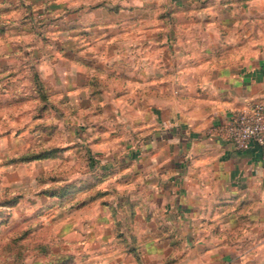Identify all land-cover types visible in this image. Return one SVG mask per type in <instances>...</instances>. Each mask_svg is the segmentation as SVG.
<instances>
[{
	"label": "rangeland",
	"instance_id": "obj_1",
	"mask_svg": "<svg viewBox=\"0 0 264 264\" xmlns=\"http://www.w3.org/2000/svg\"><path fill=\"white\" fill-rule=\"evenodd\" d=\"M175 9L173 0H0V264H264V247L232 230L220 236L226 261L204 250L219 238L208 231L216 222L194 220L192 235L187 218L141 209L123 124L110 104L95 114V90L107 86L95 80L129 68L137 84L140 57L168 51L166 38L180 33ZM47 147L62 150L17 160ZM115 147L120 160L98 166L96 152Z\"/></svg>",
	"mask_w": 264,
	"mask_h": 264
},
{
	"label": "crops",
	"instance_id": "obj_2",
	"mask_svg": "<svg viewBox=\"0 0 264 264\" xmlns=\"http://www.w3.org/2000/svg\"><path fill=\"white\" fill-rule=\"evenodd\" d=\"M173 2L180 33L166 38L168 51L140 57L138 85L129 83V68L102 75L98 83L107 86L98 88L95 114L110 104L111 118L123 124L122 156L137 174L141 209L154 203V215L187 218L192 235L194 220L216 222L208 231L219 238L204 250L226 261L231 250L220 238L226 231L242 236V244L251 241L252 250L264 247V159L257 145L238 149L206 128L249 102H264V0ZM122 85L123 92H138L135 101L119 93ZM96 154L106 169L120 160L117 147Z\"/></svg>",
	"mask_w": 264,
	"mask_h": 264
},
{
	"label": "built area",
	"instance_id": "obj_3",
	"mask_svg": "<svg viewBox=\"0 0 264 264\" xmlns=\"http://www.w3.org/2000/svg\"><path fill=\"white\" fill-rule=\"evenodd\" d=\"M206 134L238 149L257 145L264 159V102L252 101L232 111L226 121L209 125Z\"/></svg>",
	"mask_w": 264,
	"mask_h": 264
},
{
	"label": "trees",
	"instance_id": "obj_4",
	"mask_svg": "<svg viewBox=\"0 0 264 264\" xmlns=\"http://www.w3.org/2000/svg\"><path fill=\"white\" fill-rule=\"evenodd\" d=\"M99 80L100 79H96L94 83L97 84L99 82ZM41 86H42V84H40V87ZM98 91L99 90H95L97 99H98L99 92H100V91L99 92ZM45 96H46V94H43V97H45ZM60 150H62L61 147H47V148L41 149L37 152H32V154H29V155L19 156L17 158V160L22 161V160H29V159H40V158L54 157V156H57L59 154ZM63 191H64V189L60 190V192H59V190H58V192H56L53 189L43 190V192L46 193L47 195H60V193H63ZM16 199H17L16 197H13L12 202H14Z\"/></svg>",
	"mask_w": 264,
	"mask_h": 264
}]
</instances>
